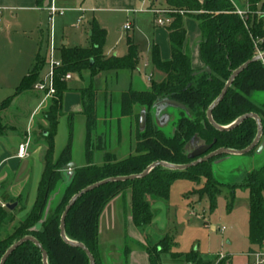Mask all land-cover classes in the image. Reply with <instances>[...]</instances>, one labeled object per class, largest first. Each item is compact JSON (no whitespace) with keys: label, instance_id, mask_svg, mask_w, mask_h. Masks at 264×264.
Masks as SVG:
<instances>
[{"label":"trees","instance_id":"1","mask_svg":"<svg viewBox=\"0 0 264 264\" xmlns=\"http://www.w3.org/2000/svg\"><path fill=\"white\" fill-rule=\"evenodd\" d=\"M39 3L43 0H38ZM167 10L172 11V22L166 27L169 36L171 58L164 62L159 46L152 48V74L148 90H135L133 87L122 94L121 109L117 119L139 120L140 113L146 110V125L138 130L137 154L124 161H116L106 152L103 134L98 132L99 110L97 100L99 90L97 79L110 72L139 71L141 56L139 48L131 38L127 42L124 57L106 56L104 46L107 32L96 23L91 26V46L88 49L62 46L60 57L62 67L56 71L55 96L41 114L36 129V145L43 149V172L37 189L35 203L27 212L30 193L26 190L18 198L13 197L3 187L0 188V263L15 244L25 238H33L47 255L48 264H90V259L81 248L65 242L61 236V220L74 196L101 182L141 176L151 165L161 162L175 166H186L196 162L186 155V146L200 140L205 146L206 155L219 150L244 151L258 136L256 120L246 119L237 128L219 131L208 121V111L221 96L233 73L245 64L250 65L233 81L222 102L214 109L212 117L216 125L230 127L246 115H256L261 123L264 138V60L253 61L264 55V17L258 12L264 10V0H244L240 9L235 0H166ZM245 12L242 19L237 11ZM183 12L184 15L180 13ZM185 18H192L197 24L200 37L197 43L202 68H194V60L186 49L187 29ZM46 66V60L37 59L36 65L21 82L15 95L0 105V119L10 111L15 101L29 97ZM207 69L211 71L209 74ZM89 71L92 86L89 89L73 91L63 80L67 75H81ZM78 93L82 103V117L85 125V163L74 170L68 185L64 184V168L73 163L76 114L66 115L64 98L68 93ZM158 101L180 106L182 112L175 123L174 133L166 134L154 121V106ZM68 122L67 142L58 156L55 155V137L60 121ZM255 151V150H254ZM252 151L248 155L254 153ZM102 153L101 164L96 157ZM226 157L213 158L184 171L157 168L147 177L125 182H113L96 188L77 201L65 221L66 238L83 245L92 255L95 264H102L100 245L101 220L111 204L120 198L131 199V213L134 227L146 237L141 245L150 264H162V258L171 254L175 261L187 264H230L228 259L210 260L193 253L188 257L172 254L168 238L153 244L146 236L156 219L154 206L167 204L173 184L186 180L206 184L199 191L213 203L221 193L222 184L214 176L213 164ZM229 185V184H228ZM231 190L236 186L229 185ZM250 192L249 201V240L251 251L264 247V166L249 173L242 185ZM17 204L13 211L8 205ZM128 253V250H126ZM5 264H44L43 253L33 242L21 245Z\"/></svg>","mask_w":264,"mask_h":264},{"label":"rangeland","instance_id":"2","mask_svg":"<svg viewBox=\"0 0 264 264\" xmlns=\"http://www.w3.org/2000/svg\"><path fill=\"white\" fill-rule=\"evenodd\" d=\"M152 5L157 8H167L166 0H158V2L149 0L145 7L139 6L135 11L136 13H132V18L126 12L115 11L99 14L102 27L108 34L104 54L110 55L114 52L124 56L127 53L128 38H131L139 48L141 56L139 71L134 75V78L142 79L145 82H148L152 74L151 57L154 43L160 45V43L167 42L166 28L157 27L154 15L149 12ZM141 12L143 14H140ZM15 15L17 17L11 18L9 14H5L1 18L5 34L0 35V54L4 52L2 56L0 55V61L3 59L6 64L0 63L3 67L1 71L7 74V77H5L6 80H0V83L5 85V88L0 90V105L16 93L7 90L10 82H12L7 81V79L16 71L13 64L9 65L10 60L15 59L19 63L17 70L19 69L23 73L32 71L37 59L46 60V66L40 73L37 85L46 81L49 73L47 60L50 42L53 44V59L56 62L61 60L60 48L64 43H67L70 48L88 49L91 46L87 32V21L83 22L81 28L77 27V20L80 19L81 15L68 14L63 19L58 18L53 25L48 22L45 13H38L37 16L32 17ZM91 17L92 15L87 14L86 20H90ZM184 20L185 23L188 20L194 21L192 18H185ZM129 22H132L133 29L126 31L124 27ZM192 23L187 22L190 34L196 31V25ZM3 47L8 50L5 51ZM187 51L193 52L191 47H187ZM195 63H201L200 59L195 60ZM130 76L131 73L127 71L121 72L118 79L115 73H106L96 82L95 87L99 90V98L102 102L106 91L110 92V98L112 96V116L114 119L119 115L121 109L122 94L129 91ZM67 83L74 91L89 89L92 86V77L89 71H84L81 75H72V79ZM147 85L148 83H142L136 88L139 90L146 89ZM31 96H33V104L31 105L32 108L29 109L33 113L29 121L18 120L12 116L13 113L19 116V109L16 112L10 110L4 113L0 119V154L5 151L18 150L23 144L28 145V157L35 151L34 146L36 145L33 139L36 133L35 122L41 118V114L51 100H45L43 95L36 92H32ZM260 96V100L264 101V93ZM35 97L37 99H34ZM162 103L163 101H158L151 113L154 114V121L157 126L166 134L172 135L182 109L165 104L162 105L163 110L156 111L157 106ZM22 110L25 111L26 109L22 108ZM98 113L100 117H104L103 103H101ZM102 124L103 122L99 123L98 132L104 131L103 137H106L108 148H110L117 139V128L114 122L108 123L106 128ZM75 143L78 163L84 164L85 157L82 154V148L85 144V125L82 118L75 121ZM261 147H263V151L259 155ZM185 152L186 155L197 161L208 156H205V146L200 140L189 143ZM261 166H264V140L262 139L252 155L235 157L227 163L216 166L214 176L222 184V187L219 188L221 193L216 196L213 203L207 196L201 197L199 194V191L204 188L206 180H202L199 184L186 180L176 181L172 186L168 203H159L160 207L154 209L157 221L155 227L147 231L146 236L154 245L158 244L164 237L168 238L171 253L182 257L197 253L210 260H222L224 258L228 259L230 264H247V255L252 249L249 240L250 192L248 189L239 186L244 183L249 173ZM62 177L64 184L68 185V173L63 172ZM228 184L236 186V188L231 190ZM130 220H132V213L129 196L127 199L120 197L116 199L104 213L100 226L102 264H134L131 260L134 253H144L141 245L145 246L146 237L137 229L142 240L136 241L130 237V224L128 225ZM223 228L226 231L221 233L220 230ZM162 264H187V261L182 260L177 263L175 257L168 254L162 258Z\"/></svg>","mask_w":264,"mask_h":264},{"label":"crops","instance_id":"3","mask_svg":"<svg viewBox=\"0 0 264 264\" xmlns=\"http://www.w3.org/2000/svg\"><path fill=\"white\" fill-rule=\"evenodd\" d=\"M200 2H203L204 0H199ZM237 5L240 9L244 8V0H235ZM155 2H158V0H155ZM52 5L56 6L57 8L61 10H65V14L62 17H57L56 20L65 18L68 14H77L81 15L80 18H83V21L80 25H78L77 20V27L81 28L84 21H87V32L89 34V38L92 36L91 32V26L96 23L101 29L105 30L102 27V21L99 17V14L103 13H109V12H126L129 13L132 18V13L136 11V9L140 7H145V4L140 3L139 0H43V2L39 3L38 0H0V9L3 10L2 16L5 14H9L11 18L17 17L15 14L20 15H28L30 17L37 16L38 13L42 14L45 13L47 15V18L49 19L48 14V8H50ZM151 7L157 8L156 6L152 5ZM150 7V8H151ZM144 11V10H140ZM136 13V12H135ZM90 14L92 17L90 20H86V15ZM140 14H143L142 12ZM2 18V17H1ZM193 22L195 23L196 31L195 33L190 34L189 29L187 28V22ZM186 21V29H187V41H186V49L187 47H191L193 52L191 53L194 60V68L200 69L202 68V63H195V60L200 59L199 50L197 48V43L199 41L200 33L197 27V24L195 21L188 20ZM56 22V21H55ZM85 23V22H84ZM192 23V24H193ZM128 24L131 25V30L133 29L132 22H129ZM3 22L0 24V35H4L5 31L3 29ZM126 26V25H125ZM125 28V27H124ZM130 30V31H131ZM106 31V30H105ZM107 32V31H106ZM158 33V32H157ZM167 34V42H164V44L160 43V45H157L154 43V45L159 46L161 51V57L164 62H167L171 58V49H170V42H169V36ZM108 35V34H107ZM63 46L68 47L67 43H64ZM3 49L6 51L7 48L3 47ZM4 52H2L0 55L2 56ZM127 54V53H126ZM125 54V55H126ZM19 55H21L19 53ZM111 56L116 57H124L120 56L119 53H112ZM106 55V56H110ZM8 60V59H7ZM6 60V61H7ZM2 59L0 62L6 64L3 62ZM9 65L13 64L15 66L16 71L11 74L7 79V81L10 82L9 86L7 87L8 92H16L18 87L20 86L23 79L30 74L31 71H27L26 73L20 72V70H17V67L19 63L15 59L10 60L8 62ZM1 63H0V80H6L5 77H7V74L2 73ZM4 71V70H3ZM115 73V72H110ZM116 78L118 79L119 73H115ZM140 75V73H139ZM103 76V75H102ZM100 76L97 81L101 79ZM137 82H133V76L131 74L130 76V88L133 87L135 90H139V88H136L137 85H141L142 83H148L147 88H143L142 90H148L150 88L149 86V80L148 82H145L142 79L136 78ZM5 88V85L0 83V90ZM70 88V86H69ZM71 89V88H70ZM82 90V89H80ZM74 91V90H73ZM128 92V91H127ZM105 98L102 102V100L99 98L97 100V108L99 110V107L101 103H103L105 115L104 117H101L100 124L103 122L102 126L106 128V126L111 123H115V126L117 128V139L114 144H112V147L108 148V142L106 141V137H103L104 143H105V150L107 153L111 154L114 159L118 162L124 161L128 159L131 156H134L137 154V148H138V130L143 131L145 128V114L146 110L143 109L140 113L139 120L131 119V118H121V119H114L112 116V110H113V101L112 96L110 98V92H105ZM126 93V92H124ZM123 93V94H124ZM33 96L29 97H21L18 98L15 101V105L11 109V111L16 112L19 109L20 115L13 113L14 118H18V120H25L29 121L30 117L32 116V111L29 109L32 108L33 104ZM34 99H37L35 97ZM32 101V102H31ZM167 103H162L157 106L155 109L156 111L163 110V106ZM19 105V106H18ZM171 105V104H168ZM26 109L25 111L22 110V108ZM82 103L81 98L78 95V93H68L64 98V112L66 115L70 114H76L75 121L81 120V116L78 114L82 113ZM27 114V115H26ZM161 115V113H159ZM45 125L46 123L38 119L37 122H35L36 128L40 125ZM35 128V129H36ZM67 128H68V122L66 117L63 118L60 121V124L58 126L57 135L55 137V155L58 156L61 150L65 147L67 142ZM26 131V130H25ZM37 131V129H36ZM104 131L101 132L103 134ZM36 134V133H35ZM35 134H34V141L36 145L35 140ZM86 134V129H85ZM105 138V139H104ZM21 146V145H20ZM35 151L32 152V154L27 158L21 159L18 157V150H12V151H5L2 154H0V188L3 187L9 194H11L13 197L18 198L20 195H22L26 190L30 193L29 203L27 207V212L31 210L33 207L36 196H37V189L38 185L42 176L43 172V166H42V155H43V149L41 145H36ZM76 143L74 140V150H73V163H75L78 167L83 166L84 164H79L77 159V151L75 150ZM82 154L84 155V147L82 148ZM103 160V154L100 153L96 157V163L101 164ZM160 207V204H156L154 206V209H158ZM157 221L156 219L153 223V226L151 228L155 227ZM130 224V237L132 239H136V241H141L142 236L137 233L136 228L133 225L132 220L128 222V225ZM132 227V229H131ZM149 228V229H151ZM148 229V230H149ZM129 230V226H128ZM132 231V232H131ZM147 235V234H146ZM131 260L134 262V264H150L149 258L145 253L137 252L134 253Z\"/></svg>","mask_w":264,"mask_h":264},{"label":"water","instance_id":"4","mask_svg":"<svg viewBox=\"0 0 264 264\" xmlns=\"http://www.w3.org/2000/svg\"><path fill=\"white\" fill-rule=\"evenodd\" d=\"M260 60H264V55L262 56H258L256 59H254L253 61H260ZM251 62L245 64L244 66H242L240 69H238L236 72L233 73L232 77L230 78L229 82L227 83L224 91L222 92L221 96L214 102V104L211 106V108L209 109L208 111V121L209 123L214 127L216 128L217 130L219 131H229L231 129H234V128H237L238 126H240L246 119H249V118H252L254 120H256L257 124H258V136L255 140V142L246 150L244 151H229V150H219L213 154H210L208 155L207 157L201 159V160H198L197 162H194L192 164H189V165H186V166H175V165H170V164H166V163H161V162H158V163H155L153 165H151L141 176H138V177H128V178H118V179H111V180H107V181H104V182H101L99 184H96V185H93L85 190H83L82 192H80L79 194H77L76 196L73 197V199L70 201V203L68 204L64 214H63V217H62V220H61V236L63 238V240L73 246H76V247H79L81 248L83 251H85V253L87 254V256L89 257L90 259V264H95L94 262V259L92 257V255L90 254V252L81 244H76V243H72L70 242L67 238H66V235H65V221H66V218L69 214V212L71 211V209L74 207V205L77 203V201L79 199H81L84 195L88 194L89 192L95 190L96 188L100 187V186H103L105 184H108V183H113V182H125V181H128V180H134L136 178H144V177H147L152 171H154L155 169L157 168H165V169H168V170H172V171H184V170H188L194 166H197L203 162H206V161H209L213 158H216V157H219V156H222V155H225L226 157L220 159V160H217L214 162L213 164V168H214V171L216 169V166H220L221 164H224V163H227L231 160H233L235 157H239V156H245V155H248L250 154L252 151H254L262 137H263V130H262V127H261V123H260V120L259 118L256 116V115H246V116H243L241 117L240 119H238L236 122H234V124H232L230 127H227V128H222V127H219L218 125H216V123L214 122L213 120V117H212V114H213V111L214 109L222 102V100L224 99V97L226 96L228 90L231 88L232 84H233V81L250 65ZM207 72L210 74L211 71L209 69H207ZM164 103H167V104H171L173 106H176L178 108H181L180 106L176 105V104H172V103H169V102H164ZM145 125H146V114H145ZM264 140V138H263ZM263 151V147L260 148L259 150V155L262 153ZM77 168V165L75 163H70L69 165H67L65 168H64V172H67L68 173V177H69V183L71 182L73 176H74V170ZM17 204H14V205H8L7 206V209L13 211L17 208ZM26 242H33L35 243L39 248L40 250L42 251L43 253V258H44V264H48V260H47V255L46 253L43 251L42 247L40 246V244H38V242L36 240H34L33 238H25L23 240H21L20 242H18L17 244H15L12 248H10L8 250V252L5 254V256L3 257L2 261L0 264H5L6 261L10 258V256L21 246L23 245L24 243Z\"/></svg>","mask_w":264,"mask_h":264},{"label":"built area","instance_id":"5","mask_svg":"<svg viewBox=\"0 0 264 264\" xmlns=\"http://www.w3.org/2000/svg\"><path fill=\"white\" fill-rule=\"evenodd\" d=\"M140 3L145 4L147 3L149 0H139ZM48 14H49V19L48 22L53 25L56 21L57 17H62L65 14V10H61L59 8H57L56 6L52 5L50 8H48ZM2 12L3 10L0 9V24H1V17H2ZM149 12L154 15L155 17V23L157 25V27H161V28H166L168 27L171 22H172V11L167 10V9H162V8H154L151 7L149 8ZM181 15H184L183 12L180 13ZM237 14L239 17H241L242 19L245 16V12L238 10ZM258 16L260 17H264V10H261L258 12ZM83 21V18H80L78 20V25H80ZM124 30L126 31H130L131 30V25L127 24L124 28ZM53 44L52 42H50L49 44V56H48V67H49V73L47 75V79L44 82H40L37 85H35L34 87V91L38 94H41L45 97V100H49L52 99L55 94H56V90H55V78H56V71L58 69H60L62 67V62L61 60L59 62H56L53 59ZM263 54H260L259 56H262ZM72 79V75H67L65 76V78L63 80H65L66 82ZM28 156V145L27 144H23L19 147L18 150V157L21 159H24ZM226 229L223 228L220 230L221 233L225 232ZM224 259V258H223ZM222 259V260H223ZM247 259H248V263L247 264H264V247L259 249V250H254V251H250V253L247 255Z\"/></svg>","mask_w":264,"mask_h":264}]
</instances>
